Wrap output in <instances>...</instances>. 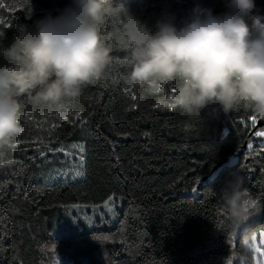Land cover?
Returning <instances> with one entry per match:
<instances>
[{"label":"trees","instance_id":"obj_1","mask_svg":"<svg viewBox=\"0 0 264 264\" xmlns=\"http://www.w3.org/2000/svg\"><path fill=\"white\" fill-rule=\"evenodd\" d=\"M264 14V0H255ZM0 9V42L7 47L20 25H32L45 11L54 15L72 0H4ZM125 10L152 31L158 20L174 15L179 28L191 19L197 4L211 6L215 13L225 10V0H119ZM31 10V11H30ZM250 22V20H249ZM121 19L109 20L105 30L120 29ZM11 25V27H9ZM122 29L113 37V63L105 76L86 86L72 102L70 111L86 119L59 124L55 135L48 136V124L29 127L19 138L31 141L16 145L0 160V264H57L56 254L71 252L72 264H224L230 251L239 245L225 231H218L225 209L218 193L224 181L239 174L245 190L258 201V211L248 221L252 228L264 230V145L249 149L239 165L224 171L211 185L201 188L197 177L229 152L243 147L252 129L250 116L243 107L229 114L189 116L180 109L159 108L164 90L146 95L135 91L138 107L124 95V80L129 69L128 53L123 50ZM119 84L114 85L113 79ZM104 85H107L106 87ZM168 97L171 96V88ZM31 113L38 120L54 112L48 108L26 106L22 115ZM75 119V117H72ZM264 124V119H260ZM49 147L65 146V152L45 151L41 157L39 138ZM86 147V175L76 180L59 176L71 173L78 149ZM247 157V159H245ZM9 161H15L9 165ZM51 177H56L52 179ZM196 187L197 192L190 191ZM124 198L116 222L108 228L81 229L71 235H58L65 207L72 204L97 205L108 195Z\"/></svg>","mask_w":264,"mask_h":264},{"label":"clouds","instance_id":"obj_2","mask_svg":"<svg viewBox=\"0 0 264 264\" xmlns=\"http://www.w3.org/2000/svg\"><path fill=\"white\" fill-rule=\"evenodd\" d=\"M115 18L120 29L110 33L105 25ZM174 18L158 20L152 31L119 0H72L55 15L45 11L32 25H20L10 46L0 42V160L24 131L26 106L66 113L86 86L105 76L121 29L129 65L124 80L146 95L173 86L164 100L189 116L243 107L264 119V14L255 0H225L220 13L197 4L179 28ZM215 194L226 213L215 228L239 240L224 264H257L261 227L248 225L258 209L244 178L234 174Z\"/></svg>","mask_w":264,"mask_h":264},{"label":"snow or ice","instance_id":"obj_3","mask_svg":"<svg viewBox=\"0 0 264 264\" xmlns=\"http://www.w3.org/2000/svg\"><path fill=\"white\" fill-rule=\"evenodd\" d=\"M6 7L4 0H0V9ZM3 18H0V24H3ZM9 27H11V25H9ZM112 83L114 85H118L119 84V80L118 79H113ZM105 87L107 85H104ZM136 87H138V85L136 84H132L131 87L125 86L123 92L124 95L127 96L130 100V104H129V110L130 109H134L136 107H138V97L135 93V91H133V89H135ZM164 93L166 96H168V90L167 88H164ZM175 93V87L171 88V96L174 95ZM170 96V98H171ZM154 108L159 109V108H171V109H175V105L174 104H164V103H156L154 106ZM72 117H75V119H72ZM22 119L24 120V123L26 125H28L29 127H32L33 125L36 126H40V125H45L48 124L50 125L47 128V133L49 137H52L55 135V130L58 129L59 124L54 122V121H67L68 123L71 124H79L81 127H83L86 124V119L84 116H82V114L79 111L73 112V111H68L66 113H60L57 111H54L52 113L51 116H49L48 113H45V119L42 120H38L34 115H32L31 113L25 112L22 115ZM251 121V125L253 127V129L256 128L258 120H260L261 118L257 117L256 115H252L248 118ZM254 136L256 138H260L262 145H264V129H260V130H255L254 131ZM31 143V141L26 140V139H22V138H17L16 139V145H22V144H29ZM39 144L43 145L42 148H38V152L39 155L41 157H45V151H51V152H65V155H71V153L66 152L65 151V146H63L61 144V146L59 148L55 147L54 145L49 147L48 144L44 143V139L43 137L39 138ZM15 147V146H14ZM73 149H78V153H77V159H76V163L72 166L73 171L71 173L69 172H65V171H61L59 173V176L63 177L65 182H67V180L70 178L72 180H76L78 178H82L86 175V147L84 144H72L70 146ZM254 145L250 142L248 143V148L251 149L253 148ZM46 159V157H45ZM245 159H247V157H245ZM15 161H9L8 164L9 165H13L15 164ZM5 168V164L0 163V170ZM52 179H56V177H51ZM199 177H197L196 183H199ZM190 191H192L193 193L197 192L198 189L196 187H193L190 189ZM120 199H123V197H121ZM115 193L110 194L107 196L106 199L103 200L102 205L103 208L107 209L109 212H111L113 214V216L116 215L115 213ZM250 203L255 206L258 209V201L252 199L250 201ZM71 208H79L80 205L78 204H72L70 205ZM94 208H99L100 205H94ZM103 217V212H101V218ZM85 219L87 220L88 217H85ZM259 239H260V246H258L257 251L259 253V258L257 259V264H262V261H264V230H260L258 233ZM233 238V237H232ZM255 238V237H254ZM235 239V238H233ZM57 264H59V260H57Z\"/></svg>","mask_w":264,"mask_h":264},{"label":"rangeland","instance_id":"obj_4","mask_svg":"<svg viewBox=\"0 0 264 264\" xmlns=\"http://www.w3.org/2000/svg\"><path fill=\"white\" fill-rule=\"evenodd\" d=\"M115 213L113 216L111 212L103 208L102 203L99 208H94V205H80L79 208H71L70 205L66 206L64 219L60 221L61 229L57 231L58 235H71L77 233L81 229L88 228H108L112 226L118 217V210L123 208L124 198L120 199L121 196H115ZM101 212H103V217L101 218ZM257 213V211H256ZM85 217H88L86 220ZM233 241V238H232ZM75 249H66L63 252H58L56 255V260H59V264H72L73 256L71 252ZM85 264V263H83Z\"/></svg>","mask_w":264,"mask_h":264},{"label":"water","instance_id":"obj_5","mask_svg":"<svg viewBox=\"0 0 264 264\" xmlns=\"http://www.w3.org/2000/svg\"><path fill=\"white\" fill-rule=\"evenodd\" d=\"M260 129H264V124L261 121H258L256 128L253 129L252 127V129L247 134L243 142V147L229 152V154L224 159L218 161L210 169L209 173L202 177L200 181V187L204 188L211 185L220 178L224 171H229L236 168L239 165L242 156L249 150L248 143L251 142L254 145L253 148L262 147L263 145L260 138H256L254 136V131Z\"/></svg>","mask_w":264,"mask_h":264}]
</instances>
